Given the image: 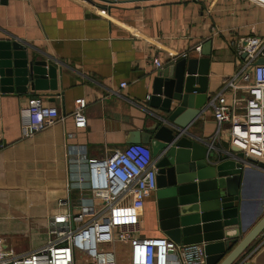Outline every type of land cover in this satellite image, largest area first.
<instances>
[{"label": "crops", "instance_id": "0c3cea01", "mask_svg": "<svg viewBox=\"0 0 264 264\" xmlns=\"http://www.w3.org/2000/svg\"><path fill=\"white\" fill-rule=\"evenodd\" d=\"M249 36H264V8L248 0H0V41L28 44L34 59L47 61L59 74L58 91L0 92V142L6 145L0 151L3 247L23 255L46 244L51 218L68 209L60 203L78 206L83 197L69 184L84 164L69 165L68 154L102 158L124 150L132 132L150 124L148 100L163 70L184 55L202 58L208 51V95H215L236 71V52ZM35 97L56 107L60 119L24 139ZM81 98L87 101V126L78 129L73 112ZM191 132L218 147L213 161L232 153L223 147L230 143L228 132L219 129L212 108ZM263 194V177L253 171L246 183V216L254 214ZM141 237L169 238L160 228L155 195L146 201ZM116 249L117 264H130L129 247ZM235 264H264V239Z\"/></svg>", "mask_w": 264, "mask_h": 264}, {"label": "built area", "instance_id": "2783aa9c", "mask_svg": "<svg viewBox=\"0 0 264 264\" xmlns=\"http://www.w3.org/2000/svg\"><path fill=\"white\" fill-rule=\"evenodd\" d=\"M264 8V0H248ZM201 52V46L195 48ZM185 57L187 55H184ZM236 71L207 103L219 129L226 127L231 146L246 159L264 164V36H249L236 52ZM157 68H162L155 59ZM126 83L121 85L122 88ZM87 101H75L73 118L78 129L87 126ZM30 119L23 138L52 127L59 110L35 97L29 102ZM6 145L0 142V151ZM72 154V155H71ZM69 165L84 164L69 187L83 197L78 206L65 200L62 214L51 218L45 245L23 255L3 247L0 264H117L116 245L129 247L130 264H206L201 244H177L169 238H142L146 201L158 190V159L150 147L131 144L102 158L68 154Z\"/></svg>", "mask_w": 264, "mask_h": 264}, {"label": "water", "instance_id": "95a60500", "mask_svg": "<svg viewBox=\"0 0 264 264\" xmlns=\"http://www.w3.org/2000/svg\"><path fill=\"white\" fill-rule=\"evenodd\" d=\"M34 53L19 40L0 41L1 93L58 91V69L34 59ZM202 55L178 59L154 79L150 124L133 131L127 144L147 145L158 159L155 199L160 228L169 239L203 245L206 264H235L258 238L264 239V194L254 214L246 216L248 176L257 171L264 184V164L246 159L230 143L223 145L232 151L228 158L213 161L218 147L191 132L209 108L210 53Z\"/></svg>", "mask_w": 264, "mask_h": 264}, {"label": "rangeland", "instance_id": "374dc122", "mask_svg": "<svg viewBox=\"0 0 264 264\" xmlns=\"http://www.w3.org/2000/svg\"><path fill=\"white\" fill-rule=\"evenodd\" d=\"M78 262H77V264H86L85 263V261H84V259L83 258H80V256L78 255Z\"/></svg>", "mask_w": 264, "mask_h": 264}]
</instances>
